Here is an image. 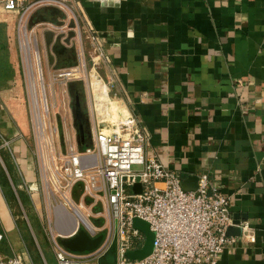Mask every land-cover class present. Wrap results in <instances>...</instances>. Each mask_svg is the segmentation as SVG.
Returning a JSON list of instances; mask_svg holds the SVG:
<instances>
[{"label":"crops","instance_id":"1","mask_svg":"<svg viewBox=\"0 0 264 264\" xmlns=\"http://www.w3.org/2000/svg\"><path fill=\"white\" fill-rule=\"evenodd\" d=\"M78 4L85 30L103 50L99 73L114 81L115 94L139 119L150 138L147 154L183 179L208 175L230 199L234 221L247 224V232L229 230L234 242L218 264H264V0ZM10 100L0 93V147L10 144L1 156L20 201L13 178L22 180L21 189L16 164L28 155ZM0 232L5 257L57 264L51 244L50 257L30 223L18 224L1 184Z\"/></svg>","mask_w":264,"mask_h":264},{"label":"built area","instance_id":"2","mask_svg":"<svg viewBox=\"0 0 264 264\" xmlns=\"http://www.w3.org/2000/svg\"><path fill=\"white\" fill-rule=\"evenodd\" d=\"M79 1L0 0L5 13L21 12L19 26L26 24L32 9L60 10L67 20L72 18V30H78L79 37L84 34L95 49L91 57L93 82L87 120L91 145L83 147L78 136L68 143L63 154L53 148L52 135L58 129L55 127L46 135L49 107L37 48L27 40L26 31L19 44L33 130L38 142L42 139L49 152L47 165L39 151V176L47 222L52 226L48 240L56 263L97 264L116 235L117 264H218L226 247L234 242L228 230L237 227L247 232V224H236L230 212V199L213 187L208 175H196V191L184 192L182 183L186 179L147 154L150 138L139 119L115 94L114 81L98 74L103 50L96 38L88 35L84 24L80 26L83 22ZM81 65L59 77L75 76L81 73L80 68L85 71L84 60ZM9 146V142L3 141L4 149ZM135 185H140L139 193L133 191ZM77 193L81 196L79 200ZM84 200L89 201L90 208L85 207ZM134 219L146 222L154 234L151 254L140 261L127 256L142 249L145 243L144 235L133 227ZM71 227L72 233L64 234ZM79 232L90 239L100 235L103 238L90 252L66 249L61 242ZM3 240L0 232V247ZM0 264H24V261L20 256L7 258L0 251Z\"/></svg>","mask_w":264,"mask_h":264},{"label":"rangeland","instance_id":"3","mask_svg":"<svg viewBox=\"0 0 264 264\" xmlns=\"http://www.w3.org/2000/svg\"><path fill=\"white\" fill-rule=\"evenodd\" d=\"M60 10L52 7H42L32 9L26 24L19 26L21 12L7 14L0 4V93L10 95L14 100L9 101L10 107L14 106L12 112L18 127L24 128V140L26 143V154L28 159H22L21 164L17 163L16 168L20 169L23 182L27 186H22V180L19 176L13 178L17 191L16 195L20 201L16 200L13 194L12 184L4 185L2 180L11 176L10 163H6L3 154V148L0 147V184L7 196V200L12 208L14 216L18 219V224L30 223L33 228L41 249L49 254V230L52 229L47 222L45 210V201L43 200L40 172L39 151H42L48 165L49 152L43 146L42 139L35 137L32 126L30 105L27 98L26 82L21 64V52L19 44L26 31V38L37 48L42 64L43 85L46 91V101L49 107V115L46 118V135H50L53 128H57V134H53V148L58 153H65L69 142L78 138V126L75 120V97H78L81 105V112L84 115L85 122V141L83 147L91 145L90 126L88 115L90 113V85L93 72L91 57H93V48L84 34L79 37L78 33L70 27L72 22L67 20L64 15H50L51 10ZM44 15L47 18L42 19ZM67 24V26H66ZM83 23H80L82 27ZM63 29V30H62ZM82 60L85 61V71L80 68L81 73H75V76L60 78L63 72H70L82 66ZM71 64V65H70ZM99 74V72H98ZM100 75V74H99ZM101 76V75H100ZM95 83V82H94ZM18 107V111L15 109ZM50 125V128H49ZM1 144V141H0ZM40 144H42L40 149ZM6 177V178H5ZM12 177V176H11ZM18 179V180H17ZM8 183V182H7ZM11 186V187H10ZM32 190L31 198L28 199L27 192ZM9 193V195L7 194ZM79 194V193H77ZM14 195V199H11ZM81 198L78 195V200ZM77 200V199H76ZM86 208H90L88 200H84ZM20 205L22 207H20ZM29 230V229H28ZM36 244H33V247ZM28 248H31L28 245ZM48 262H49V258ZM51 260V258H50ZM50 264V263H49Z\"/></svg>","mask_w":264,"mask_h":264},{"label":"water","instance_id":"4","mask_svg":"<svg viewBox=\"0 0 264 264\" xmlns=\"http://www.w3.org/2000/svg\"><path fill=\"white\" fill-rule=\"evenodd\" d=\"M52 15H57L59 12L57 10H51L50 12ZM72 27V25H71ZM78 99H76V115H80V109H79V103ZM78 133L80 137L81 143H84L85 141V132H84V125L79 124L78 125ZM197 177L192 176L183 181L182 183V189L184 192H194L197 189ZM133 191L135 193H139L141 191L140 185H135L133 188ZM239 224V223H236ZM133 227L134 229L141 232L145 237V243L142 249L130 252L127 254L128 258L131 260H143L146 257H148L152 250H153V243H154V234L150 231L149 225L140 220V219H134L133 220ZM230 230V229H229ZM229 230L227 232L229 236ZM102 235L97 237L96 239H90L84 232H79L74 238L72 239H66L63 240L61 243L62 245L75 253H85L90 252L98 247L102 240ZM97 264H117V236H114V239L112 241V244L108 251L105 253L104 256H102L100 259H98Z\"/></svg>","mask_w":264,"mask_h":264},{"label":"flooded vegetation","instance_id":"5","mask_svg":"<svg viewBox=\"0 0 264 264\" xmlns=\"http://www.w3.org/2000/svg\"><path fill=\"white\" fill-rule=\"evenodd\" d=\"M76 99H78V102L79 103V109H80V112H81V105H80V100L78 97H75V107H74V112H75V120H76V123H77V126L81 123L83 124L85 122V118H84V115L82 114V112L80 113V115H76ZM85 132V131H84Z\"/></svg>","mask_w":264,"mask_h":264},{"label":"trees","instance_id":"6","mask_svg":"<svg viewBox=\"0 0 264 264\" xmlns=\"http://www.w3.org/2000/svg\"><path fill=\"white\" fill-rule=\"evenodd\" d=\"M6 178V177H5ZM3 182H2V184H4V185H7L8 186V183H7V179H4V180H2ZM12 197V196H11Z\"/></svg>","mask_w":264,"mask_h":264},{"label":"bare ground","instance_id":"7","mask_svg":"<svg viewBox=\"0 0 264 264\" xmlns=\"http://www.w3.org/2000/svg\"><path fill=\"white\" fill-rule=\"evenodd\" d=\"M72 231H73V229H72V227L67 231V232H65L64 234H69V233H72Z\"/></svg>","mask_w":264,"mask_h":264}]
</instances>
